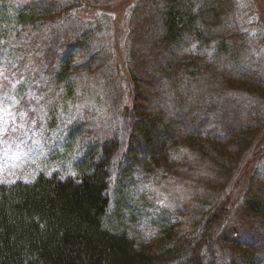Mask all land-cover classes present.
I'll return each instance as SVG.
<instances>
[{
	"label": "trees",
	"instance_id": "16d2710c",
	"mask_svg": "<svg viewBox=\"0 0 264 264\" xmlns=\"http://www.w3.org/2000/svg\"><path fill=\"white\" fill-rule=\"evenodd\" d=\"M242 5L0 0V96L76 120L64 169L0 182V264H264V38Z\"/></svg>",
	"mask_w": 264,
	"mask_h": 264
},
{
	"label": "rangeland",
	"instance_id": "374dc122",
	"mask_svg": "<svg viewBox=\"0 0 264 264\" xmlns=\"http://www.w3.org/2000/svg\"><path fill=\"white\" fill-rule=\"evenodd\" d=\"M240 1L243 4L242 13L247 14L249 20L253 18L255 23L260 24V26H258L259 24L252 25L254 27H260L259 29L257 27L252 31H261V35L264 38V0ZM117 19L119 20L118 17ZM4 70L5 65L2 67L0 74L4 73ZM5 77L13 79V83L17 82L15 76ZM17 97H19L18 93H15L14 91L5 92L4 96H0V182L4 183H11L15 180H29L36 175L35 173L39 170L45 171L47 170V167H53L51 166L52 161L50 160L56 161L57 159H61L57 160L58 162L52 169H64L66 167L64 163L66 159H62L67 156V154L63 151L62 146L65 139L63 136L59 135V132L60 129L62 131L63 127L66 128L73 126L76 122V120L72 118V115L71 117L68 116V113H70L69 108H64L62 109L63 111L59 110L55 112V117L58 119L56 118V124L52 126L48 121V112H45L44 110L41 112V109H45L44 104H41L37 108L30 103L28 109L22 108L17 110L13 107ZM42 98L43 93L36 90L32 94L31 101L40 102L42 101ZM50 104L51 103H48L47 105ZM76 111L78 110H75V112ZM90 125L92 127V124ZM101 125L102 126L98 129H95V135L97 137L104 138L102 134L104 124L102 123ZM134 148L141 152L138 145H135ZM120 184L122 185V189L119 194L116 193L118 202L122 201L127 205V207L133 209L134 212L135 210L143 211L144 207H142L141 204L136 203V201L131 198L135 196L132 180L125 178L120 180L118 184L116 183L118 188ZM118 188L117 192H119ZM148 209L150 210L149 214L144 215L143 217L145 224L149 225L151 223L161 221L160 219L162 217L166 218V214L162 215L159 210L154 209V206L153 208L148 207ZM120 211H122L123 217L127 218L130 216L129 212L122 207H120ZM184 217L185 216L183 215L182 218ZM113 223L115 226L119 225L115 221H113ZM260 235H262V233ZM225 246L227 247L228 245L225 244ZM261 246L259 247L262 249L261 254L256 247L250 248L254 250L256 256H262L264 246ZM219 254L222 258V264H246L243 261H236L233 252L230 254L229 251H222Z\"/></svg>",
	"mask_w": 264,
	"mask_h": 264
}]
</instances>
